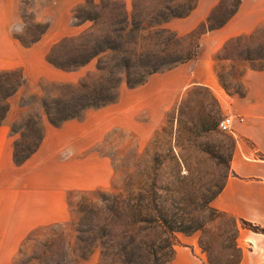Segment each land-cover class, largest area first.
<instances>
[{
  "label": "rangeland",
  "instance_id": "rangeland-1",
  "mask_svg": "<svg viewBox=\"0 0 264 264\" xmlns=\"http://www.w3.org/2000/svg\"><path fill=\"white\" fill-rule=\"evenodd\" d=\"M7 1L9 6L12 0ZM16 1L12 38L20 46H33L30 56L46 50L47 62L61 75L27 83L22 69L0 73V124L10 99L26 87L11 126L15 163H25L43 140V123L50 124L44 102L56 120L111 107L104 115L114 128L100 152L109 155L114 179L106 188L68 192V219L32 232L15 263L170 264L177 247L194 238L205 264L240 260L236 239L242 220L212 206L229 172L234 139L218 125L208 127L213 116L218 122L240 116L221 104L228 95L244 94L240 75L246 67L264 69V29L230 39L215 55L217 89L184 87L166 109H140L134 116L120 103L119 91L139 88L151 75L194 60L201 35L214 30L207 28L208 18L189 33L171 29V22L187 17L198 0ZM241 1L220 0L211 23L222 27ZM142 79L140 85H128ZM102 102L106 105L87 107ZM37 144L28 158L16 162V148L23 157ZM160 206L170 221L201 227L191 233L170 231L156 212Z\"/></svg>",
  "mask_w": 264,
  "mask_h": 264
},
{
  "label": "crops",
  "instance_id": "crops-1",
  "mask_svg": "<svg viewBox=\"0 0 264 264\" xmlns=\"http://www.w3.org/2000/svg\"><path fill=\"white\" fill-rule=\"evenodd\" d=\"M219 1L198 0L187 17L171 22V29L180 34L195 30ZM7 2L0 0V73L19 68L27 83L49 80L52 74L56 80L61 72L47 62L46 50L30 56L33 46H20L12 38L18 3L12 0L8 6ZM260 29H264V0H242L222 27L201 35V50L194 60L151 75L139 88L127 92L122 89L120 103L135 116L140 109H166L184 87L217 89L220 83L215 55L230 39ZM240 80L244 94L228 95L221 104L244 120L235 121L230 132L234 145L229 172L212 206L237 221L245 220L264 229V69L246 67ZM25 92L23 87L10 99V110L0 124V264H16L22 245L36 229L68 219V192L106 188L114 179L109 155L100 152L114 128L111 118L104 115L113 111L111 107L88 109L82 118L66 120L59 126L44 122V137L37 151L17 165L11 126L19 114L18 100ZM237 232L241 249L237 264H264V233L240 223ZM197 246L194 238L186 247H177L170 264H205L197 254Z\"/></svg>",
  "mask_w": 264,
  "mask_h": 264
},
{
  "label": "trees",
  "instance_id": "trees-1",
  "mask_svg": "<svg viewBox=\"0 0 264 264\" xmlns=\"http://www.w3.org/2000/svg\"><path fill=\"white\" fill-rule=\"evenodd\" d=\"M216 10H217V7H216V9L212 12V14L208 17V19H207V21L205 22V24L207 25V28L208 29H215V28H218V27H220V25H222V23L221 24H212L211 22H213V14L216 12ZM236 10H237V8L233 11V12H231L230 13V17L236 12ZM227 21V20H226ZM225 20H224V22L223 23H225L226 22ZM212 24V25H211ZM210 25V26H209ZM45 26L42 28V31H41V33L43 34L44 32H45ZM50 62L52 63V64H54L55 66H58V64H56L52 59H50ZM253 69H263V68H253ZM157 70H153V71H150L149 72V74L150 73H153V72H156ZM145 80L144 79H142V80H140L139 82H137L135 85L133 84H129L128 83V85L130 86V87H134V86H137V85H140V84H142L143 82H144ZM12 94V93H11ZM116 97H114V98H112V99H110V100H108L109 102H107V103H113V102H115L116 101ZM104 105H106V102H102V103H96V104H89V106H87V107H100V106H104ZM43 106H44V109H45V112H46V115H47V118H48V120H49V122H50V124H52V125H54V126H58V125H60V123H62V122H64V121H66V120H69V119H73V118H76V117H79V113H74V114H72V115H69V116H66V117H64V118H61V119H59V120H56L55 118H54V110H53V108L49 105V104H47L46 102H44L43 103ZM86 107V108H87ZM7 110H8V106H5L4 108H3V112H4V114L7 112ZM3 114L2 115H0V121L2 120V118H3ZM218 116H213V117H211L210 118V121H209V127H208V129L209 130H211V129H215L216 127H217V125H218ZM37 146H38V144L34 147V148H32L31 150H29L27 153H26V155L25 156H23V157H20L19 156V154L17 153V151L19 150L18 148H16V154H15V160H16V162L18 163V162H20V161H22V160H24V159H26V158H28L36 149H37ZM19 152V151H18ZM222 187H223V185L221 186V188H220V190L222 189ZM219 190V191H220ZM219 191L216 193V195L214 196V197H216L217 196V194L219 193ZM213 197V198H214ZM156 212L157 213H159L158 215H159V217L164 221V226L166 225V226H168V229L170 230V231H180V232H184V233H191V232H193V231H196L197 229H199V228H190V227H188V226H186V224H185V221H183L182 220V222H178V223H176V222H172V221H170L169 220V218H168V212L165 210V208L164 207H162L161 208V206L160 207H158V208H156ZM235 221H236V219H235ZM174 223V224H173ZM241 223H242V226H244V227H247V228H249V229H251V230H253V231H255V232H261V233H264V229L263 228H261L260 226H258V225H254V224H252V223H250V222H247V221H245V220H242L241 221ZM175 225V226H174ZM237 231H238V227H237ZM239 262V258H237V260L236 261H233V262H230V263H226V264H237ZM209 264H217L216 262H213V260H209ZM218 264H220V263H218Z\"/></svg>",
  "mask_w": 264,
  "mask_h": 264
},
{
  "label": "built area",
  "instance_id": "built-area-1",
  "mask_svg": "<svg viewBox=\"0 0 264 264\" xmlns=\"http://www.w3.org/2000/svg\"><path fill=\"white\" fill-rule=\"evenodd\" d=\"M243 121L241 116H225L218 122V128L224 132H232L235 121Z\"/></svg>",
  "mask_w": 264,
  "mask_h": 264
}]
</instances>
